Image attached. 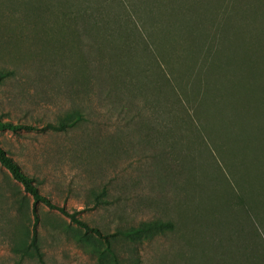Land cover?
I'll list each match as a JSON object with an SVG mask.
<instances>
[{
	"label": "rangeland",
	"instance_id": "374dc122",
	"mask_svg": "<svg viewBox=\"0 0 264 264\" xmlns=\"http://www.w3.org/2000/svg\"><path fill=\"white\" fill-rule=\"evenodd\" d=\"M0 117L32 125L0 143L59 207L0 161V264H41L13 250L33 235L44 264H108L60 208L169 222L141 264H264V0H0Z\"/></svg>",
	"mask_w": 264,
	"mask_h": 264
},
{
	"label": "trees",
	"instance_id": "16d2710c",
	"mask_svg": "<svg viewBox=\"0 0 264 264\" xmlns=\"http://www.w3.org/2000/svg\"><path fill=\"white\" fill-rule=\"evenodd\" d=\"M103 27V24L102 26ZM100 27V29H101ZM129 47V46H128ZM80 115L76 118H65L57 123H47V127L56 131H64L68 128L77 124ZM32 125L28 123L17 122L14 123L10 120H4L0 117V130H11L17 132L22 129H31ZM0 161L1 163L12 173L13 177L20 181L25 187V190L31 194L34 199V205L37 203H44L52 208H59L55 205L48 197L42 194L39 188L34 184V179L29 174L25 173L19 163H17L11 156H9L6 150L0 143ZM106 195V190L102 189L100 192H93L95 202L101 201L102 196ZM35 210V209H34ZM60 210L69 215L71 219L76 222L83 230L84 233H92L94 236L101 241L105 246L102 248L103 257H105L108 264H141L140 257L136 251L139 243L143 240L158 234L170 228L171 224L169 222L153 220V221H142L138 225H133L126 228H118L113 233H105L96 226L89 225L86 221L77 217L76 212L68 213L65 209L60 208ZM38 216L36 215V220ZM126 239L125 241L131 242L128 245L129 255L128 257H123L121 255V247H119V238ZM132 246V247H131ZM136 246V248H135ZM13 250L19 253L22 257L26 256H36L37 261L44 264L43 252L40 250V246L35 235L32 236L31 241L21 240L16 243Z\"/></svg>",
	"mask_w": 264,
	"mask_h": 264
}]
</instances>
